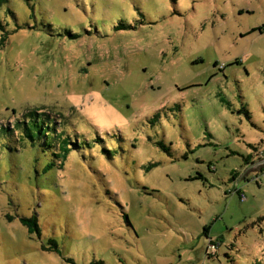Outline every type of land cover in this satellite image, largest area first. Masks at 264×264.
<instances>
[{
  "label": "rangeland",
  "instance_id": "obj_1",
  "mask_svg": "<svg viewBox=\"0 0 264 264\" xmlns=\"http://www.w3.org/2000/svg\"><path fill=\"white\" fill-rule=\"evenodd\" d=\"M0 22V264H264V0Z\"/></svg>",
  "mask_w": 264,
  "mask_h": 264
},
{
  "label": "trees",
  "instance_id": "obj_2",
  "mask_svg": "<svg viewBox=\"0 0 264 264\" xmlns=\"http://www.w3.org/2000/svg\"><path fill=\"white\" fill-rule=\"evenodd\" d=\"M0 27L3 28V25L0 22ZM129 26H123V27H119V30L122 29H126ZM131 28V27H130ZM253 158V156H249L246 158V162L248 166H253L257 163H259L260 161L264 160V152H261L254 160H251ZM238 193H240V191H238ZM23 222L30 228V230L35 229L36 231H39V224H38V219L36 217H33L31 219H23ZM100 264H104V263H100Z\"/></svg>",
  "mask_w": 264,
  "mask_h": 264
},
{
  "label": "crops",
  "instance_id": "obj_3",
  "mask_svg": "<svg viewBox=\"0 0 264 264\" xmlns=\"http://www.w3.org/2000/svg\"><path fill=\"white\" fill-rule=\"evenodd\" d=\"M262 152H264V151H262ZM259 167V170H256V171H263L264 170V166H262V165H259L258 163L257 164H255V165H253L251 168H255V167ZM250 168V169H251Z\"/></svg>",
  "mask_w": 264,
  "mask_h": 264
},
{
  "label": "water",
  "instance_id": "obj_4",
  "mask_svg": "<svg viewBox=\"0 0 264 264\" xmlns=\"http://www.w3.org/2000/svg\"><path fill=\"white\" fill-rule=\"evenodd\" d=\"M258 164L259 165H264V160L260 161Z\"/></svg>",
  "mask_w": 264,
  "mask_h": 264
},
{
  "label": "built area",
  "instance_id": "obj_5",
  "mask_svg": "<svg viewBox=\"0 0 264 264\" xmlns=\"http://www.w3.org/2000/svg\"><path fill=\"white\" fill-rule=\"evenodd\" d=\"M262 166H264V165H262ZM215 245H212V247H214Z\"/></svg>",
  "mask_w": 264,
  "mask_h": 264
}]
</instances>
